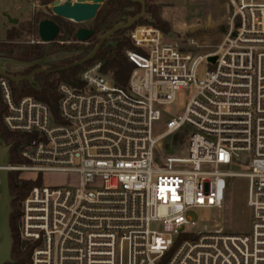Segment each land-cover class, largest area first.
Instances as JSON below:
<instances>
[{
    "label": "built area",
    "instance_id": "built-area-1",
    "mask_svg": "<svg viewBox=\"0 0 264 264\" xmlns=\"http://www.w3.org/2000/svg\"><path fill=\"white\" fill-rule=\"evenodd\" d=\"M224 9L222 39L204 54L136 24L127 33L134 48L123 50L132 66L126 85L96 61L77 85L56 84V115L33 96L15 98L0 76L3 127L28 136L24 163L8 171L78 180L36 185L21 202L17 233L30 248L23 264H264V0H226ZM202 64L215 67L197 78ZM190 84L183 112H165ZM183 127L184 154L158 163L159 141ZM234 177L247 180L249 231L195 232L186 213L221 210Z\"/></svg>",
    "mask_w": 264,
    "mask_h": 264
},
{
    "label": "rangeland",
    "instance_id": "rangeland-1",
    "mask_svg": "<svg viewBox=\"0 0 264 264\" xmlns=\"http://www.w3.org/2000/svg\"><path fill=\"white\" fill-rule=\"evenodd\" d=\"M49 0H0V40L5 38V30L2 22H7V16L20 19L17 23L11 24V28L22 29L23 35L10 41L5 48L0 49V68L8 69L13 75H24L39 61L45 54V45L42 43H32L38 39L37 32L28 29V21L35 15L42 19L50 17L51 2ZM65 1V0H63ZM155 4L149 5L152 12H156L159 18L167 23L168 30L164 33L167 43L177 45L183 50H188L196 54H204L215 50L216 45L222 39V28L226 27V11L224 5L226 0H154ZM31 3L33 4L31 8ZM210 7V12H208ZM15 16V17H14ZM117 17L112 16L111 22L116 21ZM212 19H217V24L206 26L205 21L211 23ZM220 19V20H219ZM216 21V20H214ZM155 22L153 13L144 17L142 22L137 24H152ZM8 23V22H7ZM91 20L76 23V27L90 25ZM9 26V25H8ZM238 27H236L237 29ZM162 32V31H161ZM128 33V31H127ZM59 43L54 41L48 50L47 59L43 68H52V64H59L65 61H74L77 57L83 56V48L89 45L79 43ZM42 50L40 58L31 55V50ZM75 45L79 47H75ZM215 64H202L197 70V78H203L207 70H213ZM81 71V70H80ZM79 71V72H80ZM78 72V73H79ZM111 74V71H106ZM26 73L25 75H28ZM78 76V74H77ZM58 75L54 73L51 79H55L56 84ZM31 84L37 85V81L32 79ZM17 85V83H16ZM13 86L15 98L23 95L17 92ZM194 93V86L190 84L183 87L176 95V100L165 106V112L169 115H179L183 112L185 104ZM2 105V104H1ZM165 117L154 124L155 135L162 133L164 129ZM187 127L181 128L174 134L168 135L159 141L156 149V160L161 163L162 156L183 155L185 152V137L189 134ZM24 180H36L40 178L41 183L46 186L76 185V176L64 173H44L36 176L34 172L18 173ZM28 178V179H27ZM247 199V180L242 177L227 179V189L225 201L221 210L199 208L192 209L186 213L187 217L196 222L193 230L195 232L210 230L214 227H221L228 233H246L250 229V211L246 205ZM13 260V258L11 257Z\"/></svg>",
    "mask_w": 264,
    "mask_h": 264
},
{
    "label": "trees",
    "instance_id": "trees-1",
    "mask_svg": "<svg viewBox=\"0 0 264 264\" xmlns=\"http://www.w3.org/2000/svg\"><path fill=\"white\" fill-rule=\"evenodd\" d=\"M50 2V1H48ZM130 3L128 0H108L106 1L102 8L99 10V13L95 17V24H96V31H101L102 33L107 32L113 26V24L109 21V19L114 16L117 17L118 13L126 6H129ZM133 14V13H132ZM131 14V15H132ZM153 18L155 22L153 25L159 28L163 33L167 32L168 25L167 23L163 22L157 14H153ZM42 18L39 15H35L30 21H28V29H32L35 33L37 32V24L39 20ZM144 18L137 20L130 28L135 26L138 22H142ZM129 28V29H130ZM129 29H120L117 30L111 38L104 41L98 52L95 56L87 61L86 63L72 67L70 69L62 70L57 72L58 78L57 81H65L72 85H77V74L80 70H82L85 66H88L96 61L102 63L103 71H111L112 77L116 85L124 87L127 83L128 76L132 69L130 63L126 60L123 50L125 48H134L132 45L130 38L127 35V31ZM22 29L18 28H11L6 31V39L5 41L0 42V49L5 48L7 44L18 38L21 37L23 34ZM40 47L39 45H35L36 49L31 50V55L37 58L42 56V50L37 49ZM75 47H79L75 45ZM94 47V44H90L88 47L83 48V56L77 57L74 61H65L61 62L58 65L52 64V68L62 67L68 64H71L82 57L86 56ZM39 65L35 64L33 67L29 69L28 72L30 73ZM24 73V75L26 74ZM53 74H46V73H37L34 76V80L37 81V85L34 86L31 82L22 80L17 85L14 82H11L14 85L15 90L17 92H21L23 95L33 96L38 100H41L48 104L54 115L57 114V99L58 95L56 92V80L51 79ZM13 88V86H12ZM14 94V93H13ZM0 100V137L5 144L10 145L9 150V163L10 164H22L24 160L19 156V150L21 146L27 141L28 136L23 134H17L8 132L2 124V112L3 107L1 105ZM8 183H9V190L12 196L11 206L12 211L9 217V225H10V232L12 237V247H11V257L13 259H18V264H23L28 260V256L30 253V248H26L25 250L21 249V243L18 238L17 233V222L20 214L21 202L27 195V193L31 190L32 187L36 185H40L41 180L37 178L36 180H24L18 178L17 172H9L8 173ZM12 264V263H7Z\"/></svg>",
    "mask_w": 264,
    "mask_h": 264
},
{
    "label": "water",
    "instance_id": "water-1",
    "mask_svg": "<svg viewBox=\"0 0 264 264\" xmlns=\"http://www.w3.org/2000/svg\"><path fill=\"white\" fill-rule=\"evenodd\" d=\"M52 2L51 11L55 16L63 19L71 20L75 23H82L93 19L104 0H65L59 2L58 0H49ZM143 14L142 11L139 15L132 17L127 23H119L114 25L110 30L105 32L93 49L81 59L58 68H43L44 63L48 61L47 54L54 41H57V37L62 28L52 19L43 18L39 20L37 24V36L42 44L45 45V54L42 58L36 62L39 65L38 68L30 72L28 75H13L8 69L0 68V76L9 79L11 82L19 83L22 80L32 81L33 77L37 73L54 74L62 70L70 69L82 65L92 59L98 52L103 42L110 38L117 30L129 29L136 21V19ZM9 22L15 24L17 19L7 16ZM224 31V28H222ZM93 31L87 28H79L74 33V38L77 41H86ZM233 36L235 33L232 34ZM208 60L212 63L215 62L216 57L210 56ZM9 150L10 145L5 144L0 137V264L13 263L11 259V247L12 237L10 232L9 217L12 211L11 201L12 196L9 190L8 183V166H9ZM237 169V166H232Z\"/></svg>",
    "mask_w": 264,
    "mask_h": 264
},
{
    "label": "flooded vegetation",
    "instance_id": "flooded-vegetation-1",
    "mask_svg": "<svg viewBox=\"0 0 264 264\" xmlns=\"http://www.w3.org/2000/svg\"><path fill=\"white\" fill-rule=\"evenodd\" d=\"M58 1L59 2H64L63 0H58ZM106 1H108V0H104L103 3H101V5H100L95 17L97 16V14L99 13V10L102 8L103 4ZM114 1H120V0H114ZM153 1L154 0H128L130 5L124 7L118 13L116 21H114V22L112 21V23H115V24H113V26L116 25V24H119V23H123V24L127 23L132 17H134L136 15H139L141 13L142 7H143V14H142V16L138 17L136 19V21L141 19V18H144L148 14H151V13H153V14L155 13L156 14V12H152V10H151L152 8L149 6L151 4H155L156 3V2H153ZM50 2H51V7H50V17H49V19H52L53 21H55L62 28V30L60 31V33H59V35L57 37L58 40L64 41L63 43H65L66 41L69 40V41H71L70 43H79V44H82V45H84V44L85 45L94 44V46L96 45V43L98 42V40L100 39V37L104 33H102L101 31L100 32L96 31L95 17L93 19H91L92 23L90 25L81 26V27L77 28L76 25H75L76 24L75 22H73L71 20L63 19V18L58 17V16H55L52 13V11H51L52 2L53 1H50ZM109 21L111 22L110 19H109ZM79 28L90 29V30L93 31V34L86 41H77L74 38V33Z\"/></svg>",
    "mask_w": 264,
    "mask_h": 264
},
{
    "label": "crops",
    "instance_id": "crops-1",
    "mask_svg": "<svg viewBox=\"0 0 264 264\" xmlns=\"http://www.w3.org/2000/svg\"><path fill=\"white\" fill-rule=\"evenodd\" d=\"M33 4L31 3V8L33 7L32 6ZM15 17V16H14ZM16 19H17V22L20 20L17 16H16ZM220 20V19H219ZM8 22V23H7ZM6 23L5 22H2V24L4 25V30H5V38H4V40H0V42H2V41H5V39H6V31L8 30V29H11V24H13V23H11V22H9V21H7ZM205 24H206V26H208L209 24H210V26H212L213 24H214V19H212V22L211 23H209V22H207V21H205ZM9 25V26H8Z\"/></svg>",
    "mask_w": 264,
    "mask_h": 264
}]
</instances>
